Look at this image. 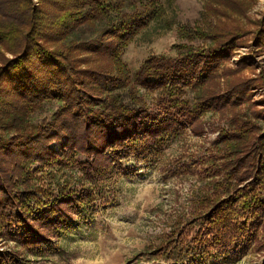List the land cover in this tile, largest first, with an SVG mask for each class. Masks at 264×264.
Masks as SVG:
<instances>
[{
	"label": "rangeland",
	"instance_id": "obj_1",
	"mask_svg": "<svg viewBox=\"0 0 264 264\" xmlns=\"http://www.w3.org/2000/svg\"><path fill=\"white\" fill-rule=\"evenodd\" d=\"M160 3L165 9L162 19L138 32L120 52L124 76L115 70L112 47L116 39L98 35L103 25H98L97 21V26L84 23L77 27L79 33L72 37L76 43L103 42L96 53L81 51L72 55L74 76L77 73L82 76L85 86H80L75 94L68 90L69 98L61 93L64 89L52 97L40 98L32 108L29 105L23 119L26 131L16 135L15 143L0 152V164L8 174L11 190L3 186L10 204L0 208L1 253L14 252L38 260V264H163L143 261L142 255L164 239L172 220L182 207H188L193 191L200 187L198 177L214 172L203 161L209 154L222 152L219 151L222 146L216 144L220 133L231 129L232 118L264 129V0H232L231 3L160 0ZM37 8L55 19L64 5L38 0H0V21L13 28L26 29ZM186 24L195 30L216 34V43L203 39L193 43L204 51L217 42L233 43L229 45L228 58L217 65L218 69L205 71L207 82L201 86L195 81L190 87L178 85L161 91L158 85L141 86L131 81L150 57L177 56L174 46L187 42L178 36L177 29ZM45 34L41 42L49 50H57L65 44L53 28ZM7 57L13 58L10 54ZM75 79L80 81L78 75ZM109 79L119 81L112 87L114 84L108 83ZM1 89L6 90L9 97H18L17 93L10 95L11 87ZM199 93H202L201 98H197ZM78 97H81L79 109L84 113L102 110L101 107H106L105 101L113 100L141 114L140 136L134 137L138 143H128V151L118 149L115 165H108L107 172L102 170V174L101 171L89 174L85 169L92 159L84 151V140L77 136L75 143L66 131L59 129L63 126L61 120L69 118L70 124L77 127L72 101ZM217 97L221 99L212 101L222 107L205 112L193 126L187 124L180 113L174 117L184 99L200 104V99ZM165 119L175 122L176 135L153 146L147 161L142 155L135 159L134 156L142 154L148 146L141 131ZM102 138L98 135L91 139L97 144L95 150L101 146ZM106 152L112 153V150ZM59 184L61 189L81 198V202L73 208L63 206L61 210L66 217L57 219L55 227H47L48 221L35 223L39 212L48 208L43 204L49 200L50 192ZM38 189H43L44 195L31 198L33 214L28 222L34 232L31 238L39 235L51 240L52 251L46 246L30 249L22 241L26 236L25 224L14 202L28 193L27 190L33 194ZM2 194L1 191L0 199ZM257 230L253 248L242 249L240 255L226 260L199 264H261L264 221ZM37 250L45 255L34 257Z\"/></svg>",
	"mask_w": 264,
	"mask_h": 264
},
{
	"label": "trees",
	"instance_id": "obj_2",
	"mask_svg": "<svg viewBox=\"0 0 264 264\" xmlns=\"http://www.w3.org/2000/svg\"><path fill=\"white\" fill-rule=\"evenodd\" d=\"M38 1L51 5H64V8L60 9L55 19L48 17L49 13L43 14L38 8L35 9L33 18L27 24L28 30L23 27L13 28L0 21L1 153L15 143L16 135L26 131L23 119L29 105L32 108L40 98L52 97L51 95L64 89L65 91L61 93L69 98L68 95L72 91L75 94L80 91V86H85L86 82L81 80L82 76L77 72L76 75L80 81L77 82L75 79L76 75L74 76L71 67L72 55L81 51L96 53L101 49L103 42L76 43V39L72 37L79 33L77 27L84 23L92 27L97 26V21L98 25H103L98 35L116 39L117 42H114L112 47L116 58L115 70L124 76L120 52L138 32L158 22L165 13L160 0H133L134 3H130V0ZM222 1L232 2V0ZM50 28L57 31L59 37L65 42L57 50H49L41 42L43 38H46L45 31L47 32ZM177 32L181 39L187 41L174 46L177 56L175 58L150 57L131 81L141 86L152 83V85H158L161 91L178 85L190 87L197 81L202 86L208 79L204 76L205 71H216L217 65L229 56V45L233 44L232 41L225 44L217 42L213 48L204 51L193 43L199 41L197 39L209 41L210 44L216 43V34L195 30L190 24L179 26ZM7 54L13 58H8ZM213 63L215 65H212ZM118 81L109 79L108 83L114 84L112 87H115ZM3 87L13 88L10 95L17 93L18 97H9L6 90L1 89ZM68 90L71 92H67ZM200 94L202 95L199 93L197 98H201ZM206 99H200V104L184 99L181 110L176 112L174 117L180 113L186 123L193 126L205 112L222 107L212 101L220 100L221 97ZM109 101H105L106 107H101L102 110L84 113L79 109L81 97H78L76 101H72L74 102L72 107L76 108L73 116L77 127L70 124L72 122L70 118L61 120L63 126L59 127L61 131H66L70 140L75 143H77V136L84 140V151L86 150V154L92 159V162L85 167L89 174L95 171H101L102 174V170L107 172L108 165H115L114 159L116 155H119L118 151H128L126 145L128 143L135 145L138 139L134 137L140 136L141 114L113 100ZM234 119L231 120V129L222 131L217 138L216 144L222 146L219 149L222 152L204 157L203 164L214 169V172L209 176L198 177L201 184L197 190L193 191L188 207H182L179 215L172 220L169 226L170 231L165 234L164 239L156 246H151V250L144 252L143 261L154 260L163 264L207 263L238 256L242 249L247 251L255 246L258 237L257 229H260V224L264 221V129L258 125L248 122L240 123ZM141 133L148 140V146L142 154L134 158L138 160L142 155L145 159L147 158L145 160L147 161L153 152V146L176 135V125L175 122L167 119L155 121L151 127ZM98 135L103 136V142L95 150L97 144L91 139L97 138ZM108 149H111L112 153H107ZM9 182L8 174L2 170L0 164V186L2 187L0 192L4 193L0 199V208L4 204H10V198L4 190L8 188L7 190L11 191ZM66 191L69 190L61 189L59 184L58 188L50 192L49 200L43 204L48 208L39 212L35 223L45 224L44 222L48 221L47 227H55L57 219L66 217L61 210L63 206L73 208L81 202V198L77 195H71ZM27 192H24L26 194L19 198L18 202H14L19 211L18 216L25 224L26 236L22 238V241L25 247L30 249L33 246L39 249L46 246L48 251H52L51 240L42 238L38 233L36 238H31L34 232L28 224L29 217L33 214L31 198L35 199L39 195H44V190H35L33 194H29V190ZM261 247L264 251V241L260 244V250ZM34 252V257L45 255L40 250ZM0 264H38V260L27 256L21 257L14 252H0ZM261 264H264V260Z\"/></svg>",
	"mask_w": 264,
	"mask_h": 264
}]
</instances>
